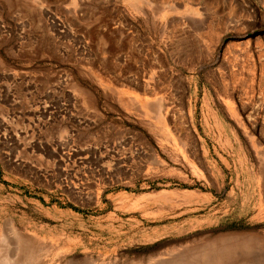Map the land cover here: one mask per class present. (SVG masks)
<instances>
[{
  "label": "rangeland",
  "instance_id": "rangeland-1",
  "mask_svg": "<svg viewBox=\"0 0 264 264\" xmlns=\"http://www.w3.org/2000/svg\"><path fill=\"white\" fill-rule=\"evenodd\" d=\"M192 258L264 264V0H0V264Z\"/></svg>",
  "mask_w": 264,
  "mask_h": 264
},
{
  "label": "bare ground",
  "instance_id": "bare-ground-1",
  "mask_svg": "<svg viewBox=\"0 0 264 264\" xmlns=\"http://www.w3.org/2000/svg\"><path fill=\"white\" fill-rule=\"evenodd\" d=\"M13 233H14V235H16V233L13 231ZM18 235V234H17ZM15 236V245H17L18 246V248H19V253H20V255H22L23 256V254H27V253H29L30 254V252L28 251V245H26V243H25V241L22 239V238H20V237H18V236ZM14 244V243H13ZM18 250V249H17ZM14 252H16V251H14ZM28 254V255H29ZM27 255V256H28ZM26 256V258H28ZM23 257H25V256H23ZM193 259V258H192ZM10 261V260H9ZM194 259L191 261V263L192 264H194Z\"/></svg>",
  "mask_w": 264,
  "mask_h": 264
},
{
  "label": "crops",
  "instance_id": "crops-1",
  "mask_svg": "<svg viewBox=\"0 0 264 264\" xmlns=\"http://www.w3.org/2000/svg\"><path fill=\"white\" fill-rule=\"evenodd\" d=\"M148 94V93H147ZM150 94V93H149Z\"/></svg>",
  "mask_w": 264,
  "mask_h": 264
}]
</instances>
